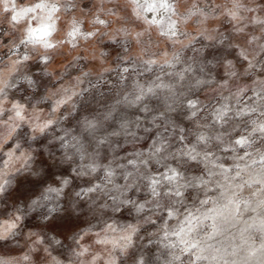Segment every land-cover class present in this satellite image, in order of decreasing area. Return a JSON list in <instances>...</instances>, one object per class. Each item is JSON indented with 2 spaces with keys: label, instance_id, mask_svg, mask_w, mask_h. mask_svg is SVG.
Listing matches in <instances>:
<instances>
[{
  "label": "clouds",
  "instance_id": "1",
  "mask_svg": "<svg viewBox=\"0 0 264 264\" xmlns=\"http://www.w3.org/2000/svg\"><path fill=\"white\" fill-rule=\"evenodd\" d=\"M0 264H264V0H0Z\"/></svg>",
  "mask_w": 264,
  "mask_h": 264
}]
</instances>
